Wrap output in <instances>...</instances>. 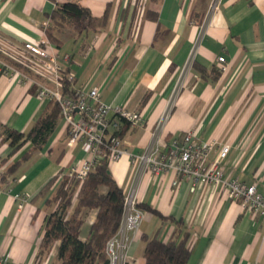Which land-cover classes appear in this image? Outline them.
I'll list each match as a JSON object with an SVG mask.
<instances>
[{
    "label": "crops",
    "instance_id": "1",
    "mask_svg": "<svg viewBox=\"0 0 264 264\" xmlns=\"http://www.w3.org/2000/svg\"><path fill=\"white\" fill-rule=\"evenodd\" d=\"M76 2L107 21L99 29L71 21L45 33L56 3ZM0 0V58L22 59L24 42H40L59 58L73 89L97 88L101 101L141 114L143 123L120 136L126 152L108 168L126 192L134 189L145 215L127 261L143 264L142 234L168 240L190 234L186 264H264V218L231 199L218 185L196 184L174 172L139 170L140 154L157 134L164 144L194 130L199 141H214L208 159L222 145L220 161L227 178L255 184L264 195V0ZM155 14L149 18L147 12ZM218 56H224L219 69ZM40 82L52 78L35 70ZM49 99L38 98L25 79L0 72V264H49L58 241L36 260L45 219L52 210L38 195L53 177L86 156L81 142L66 145L67 125L59 116L45 144L10 174L6 167L30 148L13 151L6 127L27 132ZM53 188V187H52ZM51 188V190H52ZM76 200L74 199V203ZM153 210H156L160 217ZM95 211L85 216L84 239ZM83 224V226H84ZM56 259V258H55Z\"/></svg>",
    "mask_w": 264,
    "mask_h": 264
},
{
    "label": "built area",
    "instance_id": "2",
    "mask_svg": "<svg viewBox=\"0 0 264 264\" xmlns=\"http://www.w3.org/2000/svg\"><path fill=\"white\" fill-rule=\"evenodd\" d=\"M219 0H211L209 11H215ZM21 61L30 72L39 70L52 78L53 84L47 85L35 76L10 62L0 58V72L10 73L25 79L35 89L38 98L54 100L59 106V115L67 125L66 145L72 146L81 142L87 156L78 164H73L58 176L69 174L83 180L93 170L103 149L109 153V161L119 158L126 152L124 142L119 136L120 123L126 122L135 126L143 123L141 114L118 105L101 101L99 91L77 88L72 96L63 94L60 77L64 71L63 60L51 53L45 43L24 42ZM219 69H223L224 56H218ZM158 129V128H157ZM152 138L140 154L131 155V161L139 170H149L154 175L174 172L182 177L192 178L196 184L221 186L227 195L239 201L244 207L257 212L264 218V195L256 185L247 184L238 178H227L223 173L220 161L226 156L229 146L220 147L217 157L210 161L209 153L214 141H199L194 130H189L174 137L164 144L157 134ZM145 212L138 206L134 189L127 190L124 195L123 212L116 232L106 243L109 264H126L127 251L139 230Z\"/></svg>",
    "mask_w": 264,
    "mask_h": 264
},
{
    "label": "trees",
    "instance_id": "3",
    "mask_svg": "<svg viewBox=\"0 0 264 264\" xmlns=\"http://www.w3.org/2000/svg\"><path fill=\"white\" fill-rule=\"evenodd\" d=\"M56 1V0H55ZM147 16L154 19L155 14L148 11ZM105 11L101 18L91 15L88 8L76 2L56 3L51 13V20L45 29L49 41L59 45L57 32L60 27L71 21L84 22L85 26L99 29L107 21ZM11 64L30 72L20 59H9ZM65 68L60 77L63 94L72 96L74 89L72 79ZM59 106L50 100L45 111L34 122L27 132H21L6 127L5 139L13 151L20 149L27 141L30 148L19 159L10 163L2 172V177L13 172L17 166L33 151L40 149L53 131L59 118ZM128 128V123L121 122L119 136ZM109 153L103 149L93 170L79 180L69 174L51 178L39 191L45 196L44 204L52 208L45 219L44 233L40 241L37 261L47 256L51 247L58 241L56 260L58 264H109L105 247L108 239L116 232L122 217L125 191L117 184L109 168ZM53 187V188H52ZM52 188V190H51ZM74 199L76 202L74 203ZM141 209H151L138 203ZM89 211H95V218L88 227L84 239L81 231L85 216ZM159 215L156 210H153ZM164 218V217H163ZM181 233H174L168 240H161L157 234H142L145 243L143 264H186L191 251L190 234L184 230L182 222H178ZM126 264H133L126 262Z\"/></svg>",
    "mask_w": 264,
    "mask_h": 264
},
{
    "label": "rangeland",
    "instance_id": "4",
    "mask_svg": "<svg viewBox=\"0 0 264 264\" xmlns=\"http://www.w3.org/2000/svg\"><path fill=\"white\" fill-rule=\"evenodd\" d=\"M86 227V224H84L83 230H85ZM49 264H58V260H56L55 258H51Z\"/></svg>",
    "mask_w": 264,
    "mask_h": 264
}]
</instances>
